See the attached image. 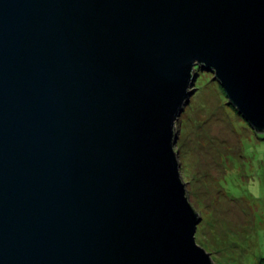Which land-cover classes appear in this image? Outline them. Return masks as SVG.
I'll use <instances>...</instances> for the list:
<instances>
[{
	"label": "water",
	"instance_id": "1",
	"mask_svg": "<svg viewBox=\"0 0 264 264\" xmlns=\"http://www.w3.org/2000/svg\"><path fill=\"white\" fill-rule=\"evenodd\" d=\"M196 66L264 130V0H0V264H212L178 174Z\"/></svg>",
	"mask_w": 264,
	"mask_h": 264
},
{
	"label": "rangeland",
	"instance_id": "2",
	"mask_svg": "<svg viewBox=\"0 0 264 264\" xmlns=\"http://www.w3.org/2000/svg\"><path fill=\"white\" fill-rule=\"evenodd\" d=\"M210 77L192 83L182 122L174 121L178 174L201 214L194 243L212 264H264V130L250 127Z\"/></svg>",
	"mask_w": 264,
	"mask_h": 264
},
{
	"label": "trees",
	"instance_id": "3",
	"mask_svg": "<svg viewBox=\"0 0 264 264\" xmlns=\"http://www.w3.org/2000/svg\"><path fill=\"white\" fill-rule=\"evenodd\" d=\"M196 74H197V72L199 71V69L197 68V66H196ZM210 73H211V71H203V70H200L199 71V73H198V75H197V77H195L194 78V82H193V87H197L198 85H200V84H203L204 83V81L206 82L207 81V78L208 79H210V80H212L213 78L212 77H210ZM217 84V87L221 90V92H222V89H221V87L219 86V84L218 83H216ZM223 93V92H222ZM228 104V103H227ZM184 108H185V106H184ZM235 110V109H234ZM183 114V113H182ZM179 118H180V115L178 116V121L181 123L182 122V119H180L179 120ZM180 128V127H179ZM178 133H179V131H177V135H178Z\"/></svg>",
	"mask_w": 264,
	"mask_h": 264
}]
</instances>
